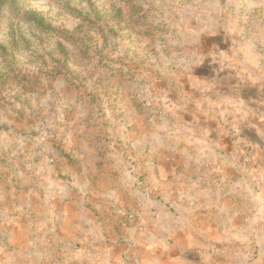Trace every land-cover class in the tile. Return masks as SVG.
Listing matches in <instances>:
<instances>
[{"label": "rangeland", "instance_id": "1", "mask_svg": "<svg viewBox=\"0 0 264 264\" xmlns=\"http://www.w3.org/2000/svg\"><path fill=\"white\" fill-rule=\"evenodd\" d=\"M19 2L0 14V264L46 215L145 233L164 200L212 201L202 264H264V0Z\"/></svg>", "mask_w": 264, "mask_h": 264}, {"label": "crops", "instance_id": "2", "mask_svg": "<svg viewBox=\"0 0 264 264\" xmlns=\"http://www.w3.org/2000/svg\"><path fill=\"white\" fill-rule=\"evenodd\" d=\"M262 189L254 186L255 207ZM166 202L155 204L157 214L151 218L146 214L148 204H142L145 217L138 224L147 228L145 233L131 224L115 227L112 218L85 212L79 216L64 214L54 220L46 215L39 229H33L29 249L20 247L11 253L13 264H202L200 250L208 252L214 242V219L212 211L207 210L212 201L205 203V211L199 214L179 217L164 210ZM55 223L59 231L51 232Z\"/></svg>", "mask_w": 264, "mask_h": 264}, {"label": "trees", "instance_id": "3", "mask_svg": "<svg viewBox=\"0 0 264 264\" xmlns=\"http://www.w3.org/2000/svg\"><path fill=\"white\" fill-rule=\"evenodd\" d=\"M20 6L19 0H0V14L6 11L17 14L20 11Z\"/></svg>", "mask_w": 264, "mask_h": 264}]
</instances>
